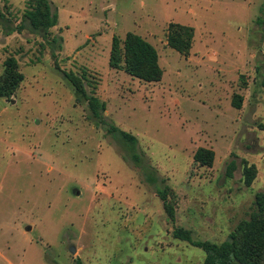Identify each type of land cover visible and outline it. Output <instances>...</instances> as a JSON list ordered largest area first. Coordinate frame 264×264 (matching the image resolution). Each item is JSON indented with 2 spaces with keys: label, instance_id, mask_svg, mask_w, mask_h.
I'll list each match as a JSON object with an SVG mask.
<instances>
[{
  "label": "rangeland",
  "instance_id": "rangeland-1",
  "mask_svg": "<svg viewBox=\"0 0 264 264\" xmlns=\"http://www.w3.org/2000/svg\"><path fill=\"white\" fill-rule=\"evenodd\" d=\"M27 1L0 0V63L15 57L23 75L0 99V264H202L172 231L219 244L264 192V0H48L57 24L45 37L22 20ZM170 22L194 29L188 57L166 45ZM127 32L156 49L159 82L109 68L111 38ZM62 71L87 75L86 95L95 87L104 120L135 136L154 182ZM200 147L210 168L193 164ZM242 161L257 170L250 187Z\"/></svg>",
  "mask_w": 264,
  "mask_h": 264
},
{
  "label": "trees",
  "instance_id": "trees-1",
  "mask_svg": "<svg viewBox=\"0 0 264 264\" xmlns=\"http://www.w3.org/2000/svg\"><path fill=\"white\" fill-rule=\"evenodd\" d=\"M23 12V21L28 23L29 28L39 32L45 37L48 31L57 24V14L51 8L48 0H28ZM6 8H0V22L6 20ZM23 23V22H22ZM264 25V21L261 22ZM14 31H22V25L8 30L7 34ZM194 29L191 26L170 22L167 25L166 45L183 57H188L193 45ZM54 41V40H53ZM110 69L123 71L130 77L145 83H156L162 78L163 71L158 64V53L156 49L139 35L127 32L123 40L113 36L108 58ZM0 74V99L10 101L23 80L19 69L18 60L8 56L2 63ZM63 79L70 84L72 89L85 97L87 102L88 117L96 127L106 126L105 132L110 135L126 152L134 166L141 168L149 182H154L152 172L142 166L141 158L137 153V139L132 134L119 129L104 119L105 103L101 102L95 94V87L89 95H86L85 81L87 75L81 73L62 71ZM242 98L233 96L231 104L234 108L241 107ZM123 158V159H124ZM193 164L199 167L210 168L214 160V152L207 148H197L192 157ZM235 169L234 161H230L226 167V176L231 177ZM257 170L254 165L242 161V181L244 186L250 187L256 178ZM157 196L162 202L163 210L169 221H174L175 211L173 203L168 199V188L156 190ZM253 210L248 219H242L230 232L227 239L219 244L210 241L195 240L191 231L175 228L172 237L187 242L192 247L203 251L204 260L202 264H264V192L254 194Z\"/></svg>",
  "mask_w": 264,
  "mask_h": 264
},
{
  "label": "water",
  "instance_id": "water-1",
  "mask_svg": "<svg viewBox=\"0 0 264 264\" xmlns=\"http://www.w3.org/2000/svg\"><path fill=\"white\" fill-rule=\"evenodd\" d=\"M74 252H75V249H74V248H72V249H71V253L73 254Z\"/></svg>",
  "mask_w": 264,
  "mask_h": 264
},
{
  "label": "crops",
  "instance_id": "crops-1",
  "mask_svg": "<svg viewBox=\"0 0 264 264\" xmlns=\"http://www.w3.org/2000/svg\"><path fill=\"white\" fill-rule=\"evenodd\" d=\"M8 4L11 5L9 2H8ZM3 61H4V60H3ZM0 64H2V62H1ZM1 68H3L2 65H1Z\"/></svg>",
  "mask_w": 264,
  "mask_h": 264
}]
</instances>
